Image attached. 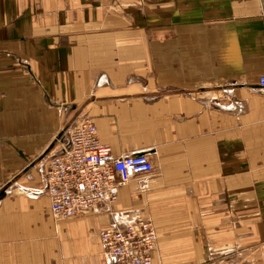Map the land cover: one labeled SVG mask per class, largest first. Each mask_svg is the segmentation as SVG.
I'll return each instance as SVG.
<instances>
[{
	"label": "crops",
	"instance_id": "obj_1",
	"mask_svg": "<svg viewBox=\"0 0 264 264\" xmlns=\"http://www.w3.org/2000/svg\"><path fill=\"white\" fill-rule=\"evenodd\" d=\"M264 0H0V264H105L152 221L154 264H264ZM84 119L151 173L51 213L45 170Z\"/></svg>",
	"mask_w": 264,
	"mask_h": 264
},
{
	"label": "built area",
	"instance_id": "obj_2",
	"mask_svg": "<svg viewBox=\"0 0 264 264\" xmlns=\"http://www.w3.org/2000/svg\"><path fill=\"white\" fill-rule=\"evenodd\" d=\"M264 91V75L259 77ZM68 146L48 158L46 191L57 220L71 219L100 204H113L119 186L153 171L148 155L115 156L101 143L96 125L84 119L66 131ZM158 236L152 221L137 219L125 228H104L99 241L105 264H154Z\"/></svg>",
	"mask_w": 264,
	"mask_h": 264
}]
</instances>
